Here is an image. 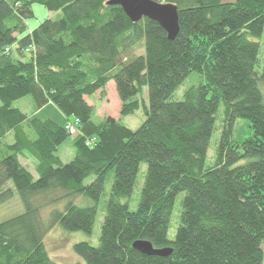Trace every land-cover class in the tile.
Listing matches in <instances>:
<instances>
[{
  "label": "trees",
  "instance_id": "16d2710c",
  "mask_svg": "<svg viewBox=\"0 0 264 264\" xmlns=\"http://www.w3.org/2000/svg\"><path fill=\"white\" fill-rule=\"evenodd\" d=\"M109 1L0 0V206L15 191L24 206L23 214L0 223V264H58L45 245L48 233L60 227L92 234L103 205L99 245H74L86 264H263L264 63L258 72L260 43L253 39L264 34V0H154L178 9L174 41L158 23H132ZM34 4L58 17L29 28ZM193 73L204 84L174 100ZM111 81L120 119L95 123L87 99ZM24 97L37 110L51 103L79 120L82 137L74 141L70 163L57 156L71 138L66 126L15 108ZM221 105L220 138L210 159ZM141 109L146 119L132 131L122 118ZM240 119L252 132L235 143ZM93 137L97 144L87 147ZM21 159L32 161L37 179ZM143 164L147 173L133 210ZM81 198L93 205L80 206ZM43 211L50 212L48 221ZM137 241L173 251L148 257L133 248Z\"/></svg>",
  "mask_w": 264,
  "mask_h": 264
},
{
  "label": "rangeland",
  "instance_id": "374dc122",
  "mask_svg": "<svg viewBox=\"0 0 264 264\" xmlns=\"http://www.w3.org/2000/svg\"><path fill=\"white\" fill-rule=\"evenodd\" d=\"M232 1V0H227ZM34 17L27 21V25L29 28L34 29L40 23L44 22L47 19H56L58 17L57 13L49 12L44 6L39 4L33 5ZM260 43V54H259V65L257 67V71L261 72L262 66L264 63V34L261 38L253 39ZM137 55L142 54V50L137 49L135 52ZM204 84V78L196 73L191 74L183 85L177 90L174 94V100L182 101L184 97V93L193 86H199ZM144 99L146 101V105H148V90L144 89ZM88 103L94 107L95 114L93 116V122L100 123L104 119L111 117L116 120L120 119V108L121 103L119 97L116 92V86L113 81H111L104 93H97L95 96L88 98ZM14 107L21 110L23 113L27 114L30 117L35 118H49L60 125H67L72 122L74 119H69L65 114H63L58 108H56L53 104L49 103L47 106L42 108L41 110H37L33 100L30 97H24L18 100ZM224 107L221 105L219 108L217 117H216V127L211 140V146L209 149L208 157L211 159L213 156V150H215L214 145L216 141L220 138V129L222 128V119H223ZM144 111L141 109L135 112L133 115L122 118V123L125 124L130 130L136 131L145 121ZM250 124L247 120H238L235 125V131L233 133L232 139L235 143H242L244 140L248 139L251 136ZM71 134V133H70ZM82 137L81 133L77 131L75 134H71V138L66 141L61 147H59L57 156L61 159L63 164L70 163L76 154V150L74 147V141ZM207 160V167H209L212 162L211 160ZM21 162L26 168L32 173L35 179H37V174L34 170V165L31 160L21 159ZM147 173V165L143 164L140 168V173L138 176L137 185L135 191L132 195L130 201V207L133 210H136L138 206V202L140 199L141 191L144 185L145 177ZM95 179L94 176L89 177L85 180V185H89ZM10 188H13V184L9 183ZM111 182H107L105 189V196L103 198L106 200L110 193ZM184 197V194H181L175 203V207L171 216V228L169 230V237L174 238L176 231L178 229L179 220H180V211H181V200ZM102 202V201H101ZM125 202V200H122ZM82 207H89L93 205V202L82 199L80 202H77ZM104 204V203H103ZM24 213V206L22 201L15 191V195L13 199L0 206V223L12 219L16 216H19ZM50 212L43 211L42 217L44 221H48ZM104 220V205L100 206L98 210V215L96 219V223L93 229L92 234H86L83 232H67L60 227H56L51 230L47 237L45 238V245L50 257L57 262L58 264H86L81 257H79L74 252V245L82 242H86L91 244L94 247L99 245V237L101 233V227ZM264 251V246H263ZM264 264V262H263Z\"/></svg>",
  "mask_w": 264,
  "mask_h": 264
},
{
  "label": "water",
  "instance_id": "95a60500",
  "mask_svg": "<svg viewBox=\"0 0 264 264\" xmlns=\"http://www.w3.org/2000/svg\"><path fill=\"white\" fill-rule=\"evenodd\" d=\"M107 5L121 7L132 23H138L145 18L158 23L170 41H174L180 32L178 9L173 4L154 0H110ZM133 248L148 257L166 258L173 251L170 248L156 249L148 241H137Z\"/></svg>",
  "mask_w": 264,
  "mask_h": 264
},
{
  "label": "built area",
  "instance_id": "2783aa9c",
  "mask_svg": "<svg viewBox=\"0 0 264 264\" xmlns=\"http://www.w3.org/2000/svg\"><path fill=\"white\" fill-rule=\"evenodd\" d=\"M79 124H80L79 120L74 119L72 122H70L66 125V130L71 134H75L78 131ZM97 141L98 140L95 137L90 138L86 141V146L93 148L97 144Z\"/></svg>",
  "mask_w": 264,
  "mask_h": 264
}]
</instances>
